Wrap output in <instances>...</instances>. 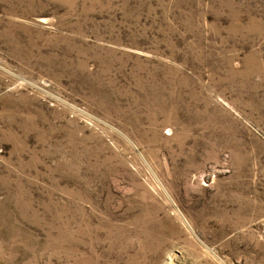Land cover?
Masks as SVG:
<instances>
[{
  "label": "rangeland",
  "instance_id": "1",
  "mask_svg": "<svg viewBox=\"0 0 264 264\" xmlns=\"http://www.w3.org/2000/svg\"><path fill=\"white\" fill-rule=\"evenodd\" d=\"M0 264H264V0H0Z\"/></svg>",
  "mask_w": 264,
  "mask_h": 264
}]
</instances>
